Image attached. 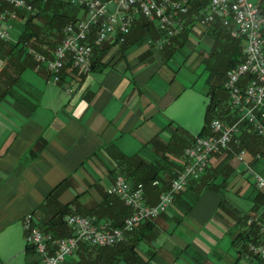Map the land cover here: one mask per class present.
Listing matches in <instances>:
<instances>
[{"label":"crops","instance_id":"1","mask_svg":"<svg viewBox=\"0 0 264 264\" xmlns=\"http://www.w3.org/2000/svg\"><path fill=\"white\" fill-rule=\"evenodd\" d=\"M260 1L264 5V0ZM195 26L198 37L189 36L182 47L193 51L200 43L210 48L212 39L199 30H205V26ZM161 49L134 46L118 60L119 48L114 45L101 62L107 63L115 56L113 61L97 67L77 83L65 79L61 85L54 84L49 77L32 69V79H21L23 71L10 94L0 98L1 264H39L35 255L23 253L22 221L27 214L31 215L32 225L41 217L44 220L47 209L39 206L57 184L61 183L57 202L68 204L70 212L81 215L103 212L106 206L99 202L117 175L119 156L139 154L127 153L124 145L128 138L149 147L148 158L139 156L163 167L161 175L174 166L171 161L161 159L162 144L156 142L152 147L148 144L167 127L166 124L158 129L154 119L168 105L167 90L159 83H166L162 68L175 51L163 55ZM1 67L0 62V70ZM167 85L169 90L176 82L168 81ZM177 85L173 100L186 89ZM149 121L155 133L144 139L140 131ZM175 151H171L173 156L177 154ZM210 161V167L218 163L215 157ZM181 165L182 162L177 163V167ZM243 168L234 171L238 173ZM172 170L174 174L179 171L173 167ZM185 190L174 196L165 213L136 233L141 238L134 241L138 257L132 263L115 264H260L240 244L231 243L243 228L239 218L245 214L253 218L260 213L249 211L251 200L244 199L245 190L233 195L228 189L205 190L194 202L192 194ZM158 195L144 196L145 201L154 205ZM136 235H127L124 241ZM97 254L89 256L95 264H106L112 259L111 251ZM87 258L83 253L73 254L63 264H76Z\"/></svg>","mask_w":264,"mask_h":264},{"label":"built area","instance_id":"2","mask_svg":"<svg viewBox=\"0 0 264 264\" xmlns=\"http://www.w3.org/2000/svg\"><path fill=\"white\" fill-rule=\"evenodd\" d=\"M67 1L83 10L84 18L67 24L62 30V39L55 46L52 59L46 63L52 83L58 82V74L65 60H69L75 68H85L90 55L85 41L92 28L95 30L96 44L107 41L122 44L134 20L143 17L146 21L155 23L156 30L163 35L153 42H145L159 50L164 39L181 32L183 21L180 18L187 13L188 8V0ZM202 1L204 3L194 17L195 25L203 27L218 20L222 27L230 29L232 36L241 38L242 60L226 73L223 83L229 109L237 117L236 120L227 126L213 120L209 125V135L194 138L191 145L183 151L184 161L179 172L168 188L158 195L154 205L146 204L140 186L133 187L122 176L116 175L106 192L117 197L129 211L120 228L95 222L91 217L71 214L65 218L70 236L53 239L50 234L33 226L31 216L27 214L22 221L24 240L25 244L33 248L39 264H63L81 244L95 248L114 246L122 242L124 235L133 231L140 223L165 213L174 196L185 188L189 180L196 179L204 171L211 155L227 149L231 142L238 144L241 124H246L255 135L264 137V44L260 38L263 24L258 8L260 0ZM111 5V9H108ZM18 11L29 13L32 8L25 0H0L1 41L10 40L11 22L17 19ZM28 53L36 56L39 61H44L32 50H28ZM245 155V151L240 149L236 160L248 169L256 189L264 190V179L249 169ZM262 213L264 215V210ZM259 231L264 237V225L260 226ZM247 251L260 264H264L263 244H249Z\"/></svg>","mask_w":264,"mask_h":264},{"label":"trees","instance_id":"3","mask_svg":"<svg viewBox=\"0 0 264 264\" xmlns=\"http://www.w3.org/2000/svg\"><path fill=\"white\" fill-rule=\"evenodd\" d=\"M25 1L31 6L32 11L29 13L27 12L26 14H19V19H24L22 31L16 36L15 40L12 42L10 41V43L0 41V43L6 45V48L0 49V53L3 52V54H0V57L2 58L0 83L3 85H0V98L10 94V91L19 80L20 74L25 69L35 70L36 73H41L44 76L46 75V77L50 78V73L47 70L46 63L52 59L53 50L62 39V30L64 26L67 24H73L76 21H80L84 18L83 10L70 5L67 0ZM203 3L204 2L202 0H188L187 13L180 18L183 21V28L180 33L168 38L165 44L162 45L161 48L163 50L161 49L160 51L163 53V55L164 53H169V55H171L172 52L188 42L189 35L191 34L193 26L195 25L194 17ZM258 4L259 14L263 18V24L260 30V38L264 43V5L262 1H259ZM208 25H205V34L212 39L210 52L207 54V58H203V55L199 56L201 63L204 64L203 71H206L207 73L204 82L206 90L203 95L208 99V101L203 113V125L196 137L209 135V125L213 120L220 121L223 126L229 125L233 122L232 116L228 114V109L224 113L219 111L218 108L220 99L218 98V92L221 89L224 90L222 86L223 82H220L221 78H223L224 81L226 72L234 69L241 62L243 57L241 53V42L238 44L235 37L230 34V29L229 34L221 33L220 27L222 26L218 20L210 23L211 26ZM94 31L95 30L92 28L85 41L90 50V55L85 68H75L71 65L69 60H65L58 74V82L55 84L61 85L66 81L65 79H67V82H80L84 75L94 72L97 67L108 65V63H111V58L107 63H103L101 61L108 53L109 49L114 45H117L119 48L117 51L119 54V60L124 58V53L128 49L134 46L146 44L145 42L147 40L153 42L163 36L156 30V28L152 26L150 22L146 21L143 17H138L136 20H134L133 26L128 35L124 38V42L122 44H117L116 41H107L96 44L94 40ZM150 48L157 50L151 45ZM28 50H32L35 52V55L41 56L44 61H39L36 56H31L28 53ZM166 58H168V55ZM216 63H222L224 65V70L219 72L216 68H214L213 66ZM169 124L170 123H168L167 126ZM174 130H177V128ZM172 139L173 137L171 136L172 144L171 142L169 144L164 142L161 143V140L155 136L148 142V144L151 145V147L155 146L156 142L160 143V145L162 144L161 159L164 158L168 160L166 154L169 151H175L177 148V144L175 143L176 140L172 141ZM237 140V145L233 142L230 143V150H223L214 155V157L218 159V163H216V165L211 167L207 166L197 179H193L188 182L185 187V192L192 194L194 197L192 200L193 202L196 201L201 192L205 190H211L215 192L221 191V189L223 190L225 184L224 177H222L219 182H216L219 177L218 168H220L225 163V161H228L234 157L232 154L237 150V148L245 150V152L249 155V165H252L253 162L256 161L254 158L255 155H258L259 157L260 155H264V137L255 135L244 123L240 125V133L237 137ZM172 167L175 168V165ZM172 167L168 171L166 169V175H161L160 172L163 171V167L158 166L154 162H147L146 160H143L139 154H133L131 156L121 155L119 156L118 162H116L115 166L118 171L117 175L122 176L133 187L140 186L143 190L144 196L147 198L150 196L154 197L168 188V184H170L169 182H171L178 173L177 172L174 174ZM176 168L177 170L180 169L179 166ZM229 172L230 171L226 169L224 172V174L226 173L225 176H227ZM60 185L61 183L57 184L53 189H51L46 194L43 202L39 206L41 208L47 209V214H45L44 220L43 217H41L40 220L38 219L36 224H33V226H35L41 232L50 234L53 239L70 236V230L65 224V218L70 214H76L70 212L68 204L60 205L57 202V194L59 192ZM145 202L146 204L149 203L148 200ZM119 203H121V201H119L117 197L106 193L104 196H102L99 205L104 204L107 210L104 209L103 212H99L98 214L97 211H94L93 214L77 215L91 217L95 222L105 219V222H107L110 227L120 228L122 226L123 219L128 215L129 211L126 206L123 205V203H121L122 205L119 207ZM98 207L99 206L97 205L95 208ZM263 210L264 190L256 189L253 198L251 199L249 211H259V216L252 218L247 214L242 215L238 222H241L243 228L241 227L239 229L237 235L234 237L231 243L240 244L241 248L245 251H247V246L249 244L264 245V237L259 231L260 226L264 225V215L262 213ZM106 215H108V219H106ZM156 218L140 223L133 231L125 234L124 238L127 235H136V233L139 234L140 230L146 229L147 225ZM250 218L252 219L249 222ZM140 239V236L136 235L134 236V239H128L125 241L123 239L122 242L114 246L102 248H95L81 244L74 254L80 255L83 253L88 256V258L86 260L81 259L76 264H95V260L90 259L89 256L93 254L98 256L97 253H100L104 250L111 251L112 256V259L108 260L106 264H115L117 261L132 263L133 260L138 257L136 251L134 250V241H140ZM23 253L25 255H34L33 248L27 244L24 246Z\"/></svg>","mask_w":264,"mask_h":264},{"label":"rangeland","instance_id":"4","mask_svg":"<svg viewBox=\"0 0 264 264\" xmlns=\"http://www.w3.org/2000/svg\"><path fill=\"white\" fill-rule=\"evenodd\" d=\"M111 7L112 5L108 6V9H111ZM20 13L26 14L27 12L18 11L17 19L11 22L12 30H10L9 32L11 42L15 40L16 36L22 31L24 19H21V18L19 19L18 16ZM151 24L155 28V23H151ZM208 26H211V25L209 24ZM193 27H194V30H192L189 36L191 37L192 35H195V37L196 36L198 37L196 33L198 32V30L197 28H195L196 27L195 25ZM199 30H201L200 31L201 34H205L206 30H203V29H199ZM220 30H221V33L229 34L228 28L220 27ZM194 38H192V40H193V43L195 44V42L197 41ZM235 39L238 42V44L241 42L240 37H235ZM10 41H6V42L10 43ZM165 42L166 40L164 39L162 45L165 44ZM139 46L150 48L149 44H143ZM3 48H6V45L0 43V49H3ZM209 52H210V48L200 43L195 46L193 51H188L187 48L180 47L175 50L172 57L168 59L167 62H165L166 65L164 64V67L162 68L163 70L161 74L163 75L162 77H164V79L166 80V83L165 84H160L159 82L158 83L162 89L167 90L166 101L168 102V105L166 106L165 111L161 112V115L159 113L156 116V119L154 120L156 121L155 124L159 125L157 127L158 129H162L166 124L170 123L167 126L168 129L167 127L165 128V130L164 128L162 129L163 132H161L158 138L167 144L171 142V136L173 137L172 141L173 140L177 141V142L175 141V143L177 144V148L175 149L176 150L175 152H177V154L175 153L176 155L173 156L174 154H172L170 151H169L170 154L167 153V155H170L168 160L171 161L175 165V168L177 167V163L183 162L184 160L183 151L191 145L193 138L197 136V134L199 133L203 125V122H202L203 113H204V109L208 101V99L203 95L206 90L204 82H205L207 73L206 71H203L204 64L201 63V59L199 56L203 55V58H207V54ZM242 52L243 51H241V53ZM114 57L115 56L111 58V61H113ZM0 62H2L1 57H0ZM119 64L121 65L122 61L119 62ZM213 67L216 68L219 72L224 70V65L222 63H216ZM39 75H41V73ZM24 78H29V79L33 78L31 69L24 70V73L21 76V79H24ZM225 78H226V74H225ZM225 78H224V81H225ZM243 79H245V77H243ZM19 80H20V77H19ZM173 80L176 82V85L172 86V88L168 90L167 82L168 81L171 82ZM49 81H51V79ZM224 81H223V78H221L220 82L224 83ZM177 84L185 87L186 89L185 91L181 93L179 97L173 100L174 95H175L174 92L176 91L177 86H178ZM218 98L220 99V104L218 108L219 111L224 113L228 109L229 111L228 114L232 116L233 121L236 120L237 117L234 116L232 111L229 109L228 97H227L226 92H224V90L221 89L218 92ZM151 122L149 121L147 126L145 128H142V130L140 131V132H143L141 136L144 137V139L151 137L153 133H155V129H154L155 127L150 128ZM175 128H177V130H174ZM152 130L153 132L151 134ZM140 132H138L139 135H140ZM127 141L128 142L124 145L125 149H127V153H130V154L139 153V155L144 158L145 157L148 158L149 155L151 154L148 146L143 147L144 143L142 145L139 143H133L130 141V138H128ZM236 152L237 150L232 154L234 158H235ZM255 156H258V155H255ZM245 157H246V161L249 162L250 158L247 153ZM213 158H214V155H211L209 157V162H211L210 160H212ZM255 159L256 161H254L252 165L248 164V167L251 171H253L255 174L260 175L264 179V155H260V157L258 156V158H255ZM209 165L210 163H208V166ZM238 167L243 168L242 164H240L236 160V158L235 160L231 158L230 160L225 161V163L220 167L221 169L218 168L219 177L216 182H219L221 178L224 177L225 184H224L223 190L221 189V191L226 192V189H228V191H230V194L233 195V194H237L240 190L243 189L245 190L244 199L251 200L256 191L255 185L252 182V176L249 174L248 169L246 168H243L242 171L238 173L235 172ZM226 169L230 171L227 176H225L226 173L224 174ZM121 203H119V207L122 205ZM101 223L107 224V222H101Z\"/></svg>","mask_w":264,"mask_h":264},{"label":"bare ground","instance_id":"5","mask_svg":"<svg viewBox=\"0 0 264 264\" xmlns=\"http://www.w3.org/2000/svg\"><path fill=\"white\" fill-rule=\"evenodd\" d=\"M261 28H262V27H261ZM10 40H11V39H10ZM10 40H9V41H10ZM261 40H262V39H261ZM262 42H263V40H262ZM263 44H264V43H263ZM233 115H234V114H233ZM216 121H218V120H216ZM234 121H235V120H234ZM234 121H233V122H234ZM219 122H220V121H219ZM233 122H232V123H233ZM220 123H221V122H220ZM232 123H231V124H232ZM221 124H222V123H221ZM229 125H230V124H229ZM226 126H227V125H226ZM193 140H194V139H193ZM229 145H230V144H229ZM229 145H228L227 149H225V151H226V150H230ZM239 150H240V149L237 148V152H236V154L238 153ZM236 154H235V158H236ZM214 155H215V154H214ZM244 159L246 160V157H244ZM183 161H184V160H183ZM246 162H247V161H246ZM208 163H209V159H208ZM208 163H207L206 167L208 166ZM247 164H248V162H247ZM180 167H181V166H180ZM206 167H205V168H206ZM252 172H253V171H252ZM201 174H202V173H201ZM201 174H200V175H201ZM200 175H199V176H200ZM199 176H198V177H199ZM259 176H260V175H259ZM198 177H197V178H198ZM197 178H196V179H197ZM188 182H189V181H188ZM187 184H188V183H187ZM185 187H186V186H185ZM171 203H172V202H171ZM170 205H171V204H170ZM168 208H169V207H168ZM166 211H167V210H166Z\"/></svg>","mask_w":264,"mask_h":264}]
</instances>
